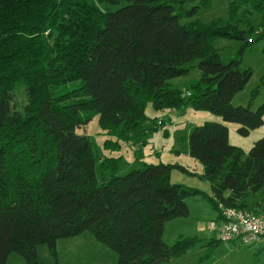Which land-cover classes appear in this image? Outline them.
Here are the masks:
<instances>
[{"label":"trees","instance_id":"1","mask_svg":"<svg viewBox=\"0 0 264 264\" xmlns=\"http://www.w3.org/2000/svg\"><path fill=\"white\" fill-rule=\"evenodd\" d=\"M97 1L126 4L104 11L88 0H0V264L12 252L43 264L39 246L57 256L58 240L85 232L113 250L117 264H170L197 242L164 241L167 222L190 216V197L202 196L223 219V209L248 211V200L264 192V138L246 153L230 144L223 123L204 122L188 140L210 194L174 184L171 171L186 170L181 165L143 163L120 176L117 159L101 160L91 137L79 133L98 116L110 134L139 143L150 131L149 103L157 111L212 112L238 124L242 136L263 126L264 102L252 105L264 75L248 106L232 100L253 76L242 59L264 41V0H231L229 18L209 23L194 20L209 0ZM218 38L240 42L227 62ZM194 62L201 78L173 88L169 81ZM22 86L27 103L15 112Z\"/></svg>","mask_w":264,"mask_h":264},{"label":"rangeland","instance_id":"2","mask_svg":"<svg viewBox=\"0 0 264 264\" xmlns=\"http://www.w3.org/2000/svg\"><path fill=\"white\" fill-rule=\"evenodd\" d=\"M104 11H116L126 3L113 6L101 4L97 0H88ZM210 7L199 9L194 20L209 23L217 18H229V5L231 0H209ZM196 4L188 3L191 9ZM258 16L255 15V17ZM256 19V18H255ZM254 21V20H253ZM186 22V21H183ZM222 59L227 62L235 57L240 42L236 40L218 38L214 42ZM190 73L183 77L171 79L169 83L173 88L184 89L199 80L202 76L198 62H194ZM242 68L253 70V76L243 91L232 100L235 107L249 105L252 91L259 85L264 75V41L255 44L247 50L242 59ZM72 85H68L70 88ZM264 102V93L253 102L252 110H256ZM27 98L25 87L15 91L12 102V111L23 112ZM150 120L144 125L149 133L144 134L140 142L122 140L109 133L95 117L80 134L91 137L94 150L102 158H116L119 163L118 174L125 176L133 170L147 164H173L181 165L186 170L173 167L171 181L186 187L196 188L207 194L211 193V186L207 180L200 177L203 174V165L193 159L189 153V136L193 130L207 121L225 124L229 128V141L231 145L242 148L248 153L254 143L264 138V125L257 128L248 136L239 134L240 126L236 123L225 122L221 117L209 111H198L188 106L184 109H166L157 111L150 103L146 107ZM157 128H152L157 125ZM114 162V161H113ZM98 178L101 181L102 172L100 161L97 166ZM264 199V192L259 193V200ZM190 216L178 218L165 224L164 241L173 245L181 237L196 238L195 246L180 258L170 264H264V239L256 244H241L239 241L221 242L219 240V213L202 196H192L187 200ZM264 215V214H263ZM220 242H216V241ZM57 256H54L47 245L38 248V255L43 264H117L118 255L102 243L95 240L90 232L82 233L76 237L60 239L57 241ZM7 264H27L26 260L16 252H12Z\"/></svg>","mask_w":264,"mask_h":264},{"label":"built area","instance_id":"3","mask_svg":"<svg viewBox=\"0 0 264 264\" xmlns=\"http://www.w3.org/2000/svg\"><path fill=\"white\" fill-rule=\"evenodd\" d=\"M219 230L221 242L239 241L241 244H256L264 239V218L250 211L237 208L223 209Z\"/></svg>","mask_w":264,"mask_h":264},{"label":"crops","instance_id":"4","mask_svg":"<svg viewBox=\"0 0 264 264\" xmlns=\"http://www.w3.org/2000/svg\"><path fill=\"white\" fill-rule=\"evenodd\" d=\"M211 186V185H210ZM248 211H254L257 210L261 217L264 218V199L259 200V194L252 200H248ZM222 225V219H220V224L218 229L220 230V227ZM217 230V231H219ZM261 242V241H260Z\"/></svg>","mask_w":264,"mask_h":264}]
</instances>
